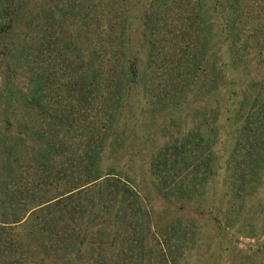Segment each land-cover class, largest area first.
I'll list each match as a JSON object with an SVG mask.
<instances>
[{"label": "rangeland", "instance_id": "374dc122", "mask_svg": "<svg viewBox=\"0 0 264 264\" xmlns=\"http://www.w3.org/2000/svg\"><path fill=\"white\" fill-rule=\"evenodd\" d=\"M25 6L38 15L35 30L50 23L66 51L55 53L59 61L45 51L48 85L36 94L37 106L21 102L27 95L21 92L36 83L17 66L18 103L9 128H1L21 151L14 155L18 168L6 174L10 194L19 178L35 177V197L12 196L10 206L0 189V220L25 218L0 231L22 252L21 264H117L119 228L127 237L122 252L143 253L142 263L130 256V264H264V150L242 154L248 141H264V0H23ZM29 46L37 56L38 43ZM46 131L52 134L44 137ZM188 131L211 144L210 152L205 146L192 151L185 181L175 168L186 159L177 140ZM105 136L124 145L123 153L94 152ZM168 144L176 145L171 158L151 173L153 154ZM109 170L140 200L145 222L135 233L117 223L115 209L100 238L95 229L101 226L87 229L85 215L72 214L67 203L50 214L47 208L26 212L24 199L30 207ZM102 185L95 192L110 193ZM32 224L38 228L27 235Z\"/></svg>", "mask_w": 264, "mask_h": 264}, {"label": "trees", "instance_id": "16d2710c", "mask_svg": "<svg viewBox=\"0 0 264 264\" xmlns=\"http://www.w3.org/2000/svg\"><path fill=\"white\" fill-rule=\"evenodd\" d=\"M22 3L23 0H0V64L2 63V60L4 61V65L2 66L4 70V76L0 81V148L2 144L3 153H5L0 158V159H4L1 162L2 165L0 167V171L1 170L4 171V175H3L4 177H0V189L1 190L3 189L2 191L3 197L9 200L8 201L9 206L12 203V196L14 197L17 196L19 199L21 196L23 198L24 197L27 198V196L35 197L34 196L35 192H33V190L36 188L32 184L35 177L34 178L28 177L27 180L24 179L23 177L19 178L21 181V186L18 185L15 186L16 191L14 192L13 195L10 194L8 185L6 186L7 172L13 170L14 168H18L17 164H19V162L18 163L15 162V159L17 157H15L14 155L18 154V156H21V151L17 150L14 144H10L11 143L10 140L8 141L5 140L8 137L4 135L1 130V128H3L4 131L5 129L9 128L8 126L10 120L12 119V116H14V112H12V110L16 108V104L18 103L17 96H19L18 94L19 91L21 90V87L15 83V80H16V76L20 75L22 71L17 66L19 64L24 66L27 69V71L24 72L23 76L25 78L30 76L28 80L35 81L36 83L35 88L30 87L28 89V92L27 90L21 92L20 95L27 94L24 97L25 99L22 100L21 102L24 104L37 106L40 104V101L38 100L36 94L38 92L39 93L43 92L46 85H48L47 80L43 79L46 78V76L44 75V72L46 70L45 62L47 58V54L45 55V51L47 49L50 51L51 58L53 54H55L57 51L60 50L66 51V45L62 44L63 45L62 48L61 45L58 44V38L61 40L63 38L62 34L59 32V36L57 38L55 35L56 32L49 29V27H51L50 23L40 24L39 29L35 30L38 24L34 23L35 22L34 18H36V16L38 15L36 14L34 17L30 15L31 12L27 6L21 9ZM16 22H17V27L15 28ZM21 26H22V30H20ZM30 42L38 43L37 56H34L31 53V47L29 46ZM84 54L85 52L82 51L81 56H83ZM55 57L57 61L61 60L60 55L55 54ZM195 66L196 65H194V67ZM194 67H187L186 69L187 73L192 72L191 68ZM218 68L224 69L225 67L222 64L219 65ZM125 80L127 84L129 79H125ZM191 80L194 81V79ZM122 86H123L122 88L124 89V81L122 83ZM129 88L130 86L127 89ZM184 91L187 92V90ZM122 95L124 97L125 93H122ZM65 98L68 99V97ZM78 98L79 97H75V98L73 97L72 101L77 100ZM63 100L64 99H58L56 102L57 104H59V106H62ZM62 118H64V115ZM213 132L216 133L215 130ZM48 133L50 135L52 134L50 131H46L43 133V136L45 137ZM208 136H214V135L209 133ZM107 140L110 141V139H107L106 136L99 138L97 140V143L94 144V147L96 148L92 150L96 153H104L105 151L109 152V150H111L112 153L113 152L123 153L121 149L124 147V145L123 147H121L122 144H116L114 141L107 142ZM52 141H54V139H52ZM56 141H60V139ZM177 141L181 142L180 146L182 150L185 152V155L183 156L186 157V159L180 160V162H183V164L181 165V167L177 166L175 168L176 174L180 175L182 180H185L189 175V173L187 172V168H188V160L190 157H192L191 156L192 151L195 150V148H199V147L202 148V146H205L207 152H210L209 146L211 144V141H209V138L203 137L202 135L196 136L195 133H192L191 131H188L185 135L182 134ZM60 144L63 147L65 146L64 143H60ZM258 145H260L259 149L256 148V146ZM174 146L176 145L168 144L167 146L161 148L160 151H157L155 154H153V157L151 158L152 159L151 166L153 167V169L152 167L150 168L151 173L153 170H158L160 165L165 164L164 160H166V157L170 155L168 151L175 149ZM20 148L23 152L24 150H26L27 147L26 145H22ZM46 148L44 149V152L43 151L36 152L40 154L39 158H41L40 156L43 157L44 154H47ZM177 148H179L180 151V147L178 146ZM243 150L244 152L242 154H246L248 156L252 155L251 153H257L256 155H259L260 154L259 152L264 150V141H248V143L244 144ZM33 153H35V150L31 149V151L30 150L28 151L27 156ZM23 154H24L23 157L20 159H23L26 156L25 152ZM171 156L172 155H170L169 158H171ZM24 160L25 159H23V161ZM38 164L39 165H37V168H39V166L41 169L45 168V164H43V160L38 161ZM172 164L173 161L171 165ZM172 166L170 167V169L168 168V171L172 169ZM28 171L29 170L27 169V172ZM114 174L115 173L109 170V172H105V173L98 172L95 175H90L89 177L85 178L83 181L79 182L78 185H75L74 187L71 188L66 187L64 191H62L60 194L56 195L55 197H50L47 200L38 201V203L30 207L28 200L24 199L23 203L24 205H27L26 212H32L38 209L41 211L43 209L46 210L47 208L48 212L46 213L50 214L53 210L58 211L57 209L59 207L67 203L66 206L72 205L71 206L72 214L74 215L78 214L79 217L85 215V226H87V229H91L90 226L93 223H97L99 224V226H101L98 227L97 225V228L95 229V235H97V237L100 238L99 236L102 235L100 234L102 233V229H103L102 226H104L105 224V223L103 224V220L106 218V222H107V220L112 216L113 210L115 209V213H117V215H115L114 217L117 223H128L133 227V233H135L137 230H139V223L145 222V220H143V217L141 218V216H138L139 214L142 215L141 208L137 204V202H139L140 200L139 198H137V193L133 192L124 183L125 182V180L123 179L124 177L123 178L118 177L119 175H114ZM169 175H171L170 176L171 178H175V175L173 173ZM120 178H122L123 181H121ZM160 179H159V183H162ZM102 183H103L102 186H104L106 190L109 189L110 193L105 192L104 194H102V191H98V193L95 192L94 190L95 187H98ZM80 186H84L83 188L85 189L83 191H77V192L75 191V193L72 192L73 189ZM89 188H93V189L89 192ZM16 193L18 195H16ZM85 205H88V209L84 208ZM84 209L87 211H85ZM118 221H122V222H118ZM23 222H25L24 216L15 217V218L8 217L6 219H2L0 220V223L3 225H0L1 226L0 231L1 233H3V229L9 226H12L14 229H16L17 227H19L18 224H21ZM119 225H121V227L125 226L123 224H119ZM29 226L30 227L26 229L28 233L27 235H32L35 233V229L38 228V225L32 224ZM119 230L120 228L117 229V232L114 234L115 238H117L120 244V250L117 251V253L119 254L118 260L115 263L130 264L129 263L130 261H128L130 256L137 263H142L143 253L138 248H137L138 251H133L131 247H128L125 248L124 249L125 251L122 252L123 247L127 242V240L125 239L127 237L126 235H124L123 232H120ZM146 231H148V227L146 228ZM104 236H109V232L106 233ZM14 242L16 243L17 240H15ZM1 244H3V246H1ZM14 246L15 245L13 244L12 239L4 240L1 239L0 236V248L4 250L3 252H9V253H3V255L2 253H0V264H21V256L18 254H21L22 252L17 254L16 247ZM79 251L80 250L75 251L74 258L78 256ZM88 259H93V258L88 257ZM94 259L98 260L99 257L96 255ZM94 263H96V261H94Z\"/></svg>", "mask_w": 264, "mask_h": 264}]
</instances>
